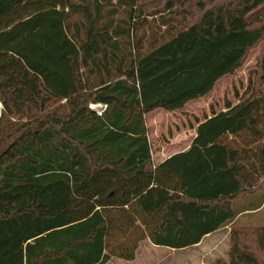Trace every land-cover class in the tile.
Returning a JSON list of instances; mask_svg holds the SVG:
<instances>
[{"label": "trees", "instance_id": "obj_1", "mask_svg": "<svg viewBox=\"0 0 264 264\" xmlns=\"http://www.w3.org/2000/svg\"><path fill=\"white\" fill-rule=\"evenodd\" d=\"M191 1L0 0V264L131 262L145 240L183 250L262 188L264 59L248 97L154 167L145 116L208 96L264 42V0ZM154 15L145 51L140 20ZM230 243L218 264H264V226Z\"/></svg>", "mask_w": 264, "mask_h": 264}, {"label": "rangeland", "instance_id": "obj_2", "mask_svg": "<svg viewBox=\"0 0 264 264\" xmlns=\"http://www.w3.org/2000/svg\"><path fill=\"white\" fill-rule=\"evenodd\" d=\"M149 1L146 3L148 9H163L167 0H145ZM180 4L184 6L187 0ZM199 1L204 2L205 6L209 7L210 3L206 0H194L191 1V5H196ZM184 4V5H183ZM190 4H187L189 6ZM193 9V7H192ZM199 16V9L194 10V20ZM160 15H154V17L144 16L141 18L140 22L143 28L137 33L138 37H145L144 49L148 51L149 43L152 41L153 31L158 27V19ZM189 21L192 20L191 17L187 15ZM78 21L82 19L76 18ZM128 19L125 13H119L116 16L110 18L116 25L120 24L121 21ZM161 27V26H160ZM166 28H160L161 32L156 34L154 37L161 40L162 32ZM153 37V38H154ZM262 59H264V42H261L258 47L253 49L244 64L233 74L229 75L222 80H220L215 86L212 93L208 96L201 98L196 101H192L186 105L183 110L176 112H167L164 110H157L146 115V125L149 128L148 135L149 141L152 146V159L153 164L160 158H165L168 156V150L166 147L171 144L172 140L178 138L179 135L182 137L179 141H188L184 133L185 130L187 135L190 137V132L188 128H194L199 121L204 120L212 116V111L221 112L225 111L226 103L230 102L232 105H237L246 97L249 91V87L254 83L256 78V73L259 70V64ZM264 91V82L263 88ZM3 104L0 101V117L3 112ZM177 141V139L175 140ZM166 150V151H165ZM264 181V178L263 180ZM264 203V184L262 188L258 190L255 194L248 197L242 198L237 203V209L242 211L243 209L249 207H261ZM264 208V207H263ZM264 219V210L259 213L258 218ZM251 218H248L250 220ZM252 222V221H251ZM248 223V226H243V221L241 219L236 220L229 226H226L221 233L215 236L216 244L219 245L216 254L211 256H204V252L199 249L197 252H181L176 253L168 250L165 247H155L149 241L143 242L140 251L138 253V258L134 262H128L120 259H112L108 264H186L187 261H193L195 264H218L219 262H229V254L231 249V232L233 228L239 227H260L264 226V221H253V223ZM258 222V223H256ZM206 253V251H205ZM200 258L202 261L199 262ZM203 262V263H202Z\"/></svg>", "mask_w": 264, "mask_h": 264}, {"label": "crops", "instance_id": "obj_3", "mask_svg": "<svg viewBox=\"0 0 264 264\" xmlns=\"http://www.w3.org/2000/svg\"><path fill=\"white\" fill-rule=\"evenodd\" d=\"M155 111H157V110H155ZM209 118H211V116ZM204 121H205V119L201 120L200 123H203ZM197 127H198V124H196L194 128H188V131L190 132V137L186 133L187 130L184 131V133L186 135V138H188V141H182V142L179 141L180 138L182 137L181 135H179L178 138H175L174 140H172L171 144L166 147V150H168V156H166L165 158H160L161 157V153L162 154L164 153L163 150H161L160 151V155L158 157L159 159L156 161V163H154V167L157 169V167L159 165H161L163 162H165L166 160H168L172 156L187 152L190 149L194 139L197 136ZM148 130H149V128H148ZM148 137H149V135H148ZM176 139H177V141H175ZM166 174H163V177H167V179L165 180L166 182H168V178H169L170 185H171V186H169V191L171 193H173V192H175V189L178 190L179 182H178L177 178L175 179V177H172L171 173L168 174V175H166ZM263 207H264V203L262 204V206L260 208H258L256 210H247L249 208L243 209V212L240 213V215L236 218V220L241 219L243 221V224H244L243 226H248V223H250L251 221H252L251 223H253L254 219H255V221L256 220L257 221L258 220L259 221H261V220L264 221V219H261V217L258 218L259 213L264 210ZM248 218H251V219L248 220V222H246V220ZM256 223H258V222H256ZM261 226H263V225H261ZM224 229H226V228H222V229H220V230H218V231H216V232H214L212 234L206 235L204 237V239L201 241V243L196 245V246L189 247V248H186V249H183V250H172V249H169V248H167V249L172 251V252H175L174 254L181 253V252H185V253L186 252H193V253H195V252H197V250L200 249L201 252L202 251L204 252V254H203L204 256L214 255V254L217 253L216 250H218V247H219V245L216 244V240L214 238H215L216 235L221 233ZM146 241L150 242V240H145L143 242L145 243ZM143 242L140 243V246H139V248H138V250L136 252V259L138 258V253L140 251V248H141ZM152 245L155 246L154 244H152ZM155 247H158V246H155ZM205 251H206V253H205ZM199 260H200L199 262H201L202 258H200ZM134 261H132V262H134ZM176 264H178V263H176ZM186 264H195V262L187 261Z\"/></svg>", "mask_w": 264, "mask_h": 264}, {"label": "built area", "instance_id": "obj_4", "mask_svg": "<svg viewBox=\"0 0 264 264\" xmlns=\"http://www.w3.org/2000/svg\"><path fill=\"white\" fill-rule=\"evenodd\" d=\"M93 109H96L99 111V114H101V110L103 109L102 106L98 105V106H92Z\"/></svg>", "mask_w": 264, "mask_h": 264}]
</instances>
